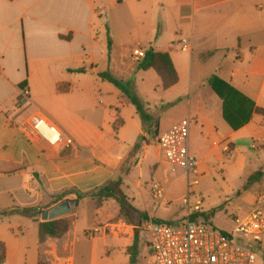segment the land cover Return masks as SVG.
Masks as SVG:
<instances>
[{"label":"crops","instance_id":"crops-1","mask_svg":"<svg viewBox=\"0 0 264 264\" xmlns=\"http://www.w3.org/2000/svg\"><path fill=\"white\" fill-rule=\"evenodd\" d=\"M183 39L189 52L178 46ZM149 49L171 60L177 82L167 90L154 71H138L141 60L132 58L135 50ZM105 72L153 96L151 105L167 104L155 144L128 100L100 80ZM212 77L252 103L242 128L233 131L224 121L223 102L208 85ZM258 110L264 111V0H0V212H45L61 204L56 198L65 192L88 194L120 180L131 205L148 219L183 223L184 217L165 213L171 188L184 185L186 176L161 164L156 140L187 118L193 175L219 176L228 188L262 174L242 198L250 208L255 194L264 192V116ZM171 113L175 117L163 125ZM33 115L72 145L50 147L29 137L24 124ZM154 181L167 183L158 206L150 194ZM74 200L68 195L62 202ZM82 206L90 208L87 220H79ZM118 211L112 200L96 208L83 199L62 218L70 221L69 231L43 244L40 217H0L4 264H131L133 227ZM144 252L138 241L135 264H145Z\"/></svg>","mask_w":264,"mask_h":264},{"label":"built area","instance_id":"built-area-1","mask_svg":"<svg viewBox=\"0 0 264 264\" xmlns=\"http://www.w3.org/2000/svg\"><path fill=\"white\" fill-rule=\"evenodd\" d=\"M183 52L191 50L187 40L178 44ZM142 51L135 50L132 58H144ZM190 120L183 119L157 137L156 145L161 164L170 173H183L186 178L195 173L197 162L188 148ZM24 128L31 138H38L50 147H69L71 140L63 137L59 130L40 115L30 116ZM167 192L166 181H154L150 185L152 204L160 205ZM188 205V201H185ZM200 202L193 212H187L184 222L176 229L153 220L145 221L141 228L149 234V254L152 264H264V192L255 196L252 210L243 218H234L232 232L223 235L207 223H195L191 216L200 213ZM237 238L248 242L237 245ZM259 261V263H258ZM59 264H72L65 259Z\"/></svg>","mask_w":264,"mask_h":264},{"label":"trees","instance_id":"trees-1","mask_svg":"<svg viewBox=\"0 0 264 264\" xmlns=\"http://www.w3.org/2000/svg\"><path fill=\"white\" fill-rule=\"evenodd\" d=\"M110 49V43L108 45ZM138 71H154L161 80L162 89L167 90L177 82V76L174 71L171 60L167 54L155 53L152 49L145 52L144 58L138 64ZM77 73H83L82 70ZM101 81L114 87L128 102L134 107L136 115L141 120L143 132L149 136L158 135V118H155L153 114L149 113V110L144 107L145 104L141 103L138 98L136 89L133 84L124 83L118 79H115L108 72L98 75ZM208 85L217 94V96L223 102V119L229 125V127L236 131L246 125L254 110L250 101L241 96L238 92L232 89L230 86L224 84L216 77H212L208 81ZM163 109V108H162ZM264 116V111H256ZM141 141H144L141 139ZM262 174L260 172L252 175L246 183L243 191L249 189V187L260 179ZM122 182L120 180L113 181L105 184L102 187L97 188L95 191L88 194H81L76 191H69L59 195L56 198L57 203H62L63 199L68 195L75 196V202L77 205L83 199L89 198L96 208L108 200H112L118 206V217L126 224L140 225L143 221L148 220V216L136 210L130 200L124 195L121 190ZM42 210L39 208H18L12 211L0 212V217L18 215L38 222ZM210 217L213 214H209ZM207 214L195 213L191 216V221L201 218L204 223H207ZM166 225L170 226L169 223ZM71 223L67 219H59L54 221L40 222L38 223V239L39 243L43 244L49 239H60L70 229ZM223 235L226 233L222 232ZM138 252V237L134 236L133 244L128 250L129 260L131 264H135V259ZM5 250L3 244L0 243V264H4Z\"/></svg>","mask_w":264,"mask_h":264},{"label":"rangeland","instance_id":"rangeland-1","mask_svg":"<svg viewBox=\"0 0 264 264\" xmlns=\"http://www.w3.org/2000/svg\"><path fill=\"white\" fill-rule=\"evenodd\" d=\"M145 92L149 93L148 90ZM137 95L141 103L145 104L144 107L149 110V113L153 115L159 114L157 118H160L168 109L167 104H163L158 107L151 105V102L154 101L153 96L144 97L142 95H139L138 92ZM156 97H159V95L155 94V99ZM173 117H175V114L172 113L164 116L162 120L163 122L162 124L163 125L166 124ZM160 131H162V129H160ZM149 136H150L149 137L150 142L155 144L154 136L153 135H149ZM244 178L233 183L232 187L230 185L227 188V187H223L220 184L222 179L219 176L217 177L208 176V177H204L203 179H200L197 175H193L191 173L188 179L186 178L183 179L184 185L183 184L174 185L173 188H171V191H173L174 193L173 194L174 197L172 200L168 202L169 203L168 205L170 207L165 214L166 215L177 214V217H185L187 212L190 213L193 212L192 210L194 204L196 202H200V209H201L200 213L207 214L208 216L207 225L217 232L230 233L234 228L233 218L234 217L243 218L247 214V212L252 210V206L248 208L245 201H242V198H244L248 193L243 190H239V191L234 190V186H237L238 189H242L245 187L244 185H246V183L248 182L249 177H246L245 179ZM243 181L245 182L243 183ZM250 187H252V185ZM242 191L245 193L243 194ZM238 192H240V194H238ZM260 193L263 192H257L255 196H257ZM185 201H188V205L185 203ZM89 212H90L89 207L88 208L86 206L79 207L77 210L79 220H87ZM209 214H213V216L210 218ZM198 220L201 221L202 219L199 218ZM178 223L180 222L179 221L170 222L169 225L172 229H176L179 225ZM130 226L133 227L130 235L131 239H133L134 236H137L139 244H141L142 248L145 249L144 252L145 264H152L150 254L146 249V241L148 240L147 234L143 232V229L141 228V224L130 225ZM236 242L237 245L244 247L247 246L248 244V242L240 238H237ZM80 263L81 261L77 259V264ZM57 264H59V262Z\"/></svg>","mask_w":264,"mask_h":264},{"label":"water","instance_id":"water-1","mask_svg":"<svg viewBox=\"0 0 264 264\" xmlns=\"http://www.w3.org/2000/svg\"><path fill=\"white\" fill-rule=\"evenodd\" d=\"M76 207H77V202L75 201L62 202L61 204L55 206L54 208L48 211L42 212L40 214V220L42 222H47V221H54V220L62 219L68 216L71 213V210Z\"/></svg>","mask_w":264,"mask_h":264}]
</instances>
